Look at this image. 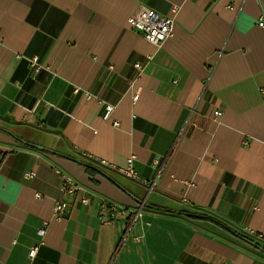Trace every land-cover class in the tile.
Listing matches in <instances>:
<instances>
[{"label":"crops","instance_id":"1","mask_svg":"<svg viewBox=\"0 0 264 264\" xmlns=\"http://www.w3.org/2000/svg\"><path fill=\"white\" fill-rule=\"evenodd\" d=\"M140 9L173 20L160 46ZM260 22L264 0H0V264H264L241 239L264 248Z\"/></svg>","mask_w":264,"mask_h":264},{"label":"built area","instance_id":"2","mask_svg":"<svg viewBox=\"0 0 264 264\" xmlns=\"http://www.w3.org/2000/svg\"><path fill=\"white\" fill-rule=\"evenodd\" d=\"M127 25L132 28L133 30L140 33L143 37V39L155 46H160L163 42H165L168 38L171 37L172 32V25L173 20L168 17L159 16L155 12L147 9H140L138 12H136L133 16L128 18ZM259 27H264V23L260 22ZM134 68L137 70L141 69L140 64H135ZM260 93L262 96H264V88L260 89ZM113 110V106L106 105L105 106V112H104V118L107 119L111 112ZM215 118H218L221 116L220 112L216 111L214 113ZM114 126L117 127L118 124L115 122ZM158 162L156 160L152 161V165H157ZM122 175L126 176L129 179L137 180L138 177L135 174V172L132 170L131 166L129 165L124 170L119 171ZM29 174L26 175L28 177ZM83 203L87 204L86 200H82ZM104 207V206H103ZM67 206L63 203H56L54 207V214L57 217H60L63 215L64 211L66 210ZM112 213L114 212L116 214V208H111ZM113 213V214H114ZM139 215V214H138ZM137 215V216H138ZM105 224L110 223V221H104ZM45 226L46 224H43L41 228L37 230V235L39 237H43L45 234ZM249 235H252L251 232L248 233ZM35 249L29 250V257L32 258L34 256Z\"/></svg>","mask_w":264,"mask_h":264},{"label":"trees","instance_id":"3","mask_svg":"<svg viewBox=\"0 0 264 264\" xmlns=\"http://www.w3.org/2000/svg\"><path fill=\"white\" fill-rule=\"evenodd\" d=\"M83 167L85 168V170L88 172V173H90V172H100L98 169H94V168H92L91 166L89 167L88 165H86L85 164V166L83 165ZM155 210H157V211H160V212H164V213H168V211H166V210H161V209H157V208H155ZM177 215H184V216H186V213H176ZM191 217H195V216H191ZM241 238V237H240ZM245 243H247L248 245H250V246H252V247H255V248H257V249H259V250H261L262 252H264V248H262V247H259L258 245H256V244H254V242L253 241H251V240H248V239H246V238H241Z\"/></svg>","mask_w":264,"mask_h":264},{"label":"water","instance_id":"4","mask_svg":"<svg viewBox=\"0 0 264 264\" xmlns=\"http://www.w3.org/2000/svg\"><path fill=\"white\" fill-rule=\"evenodd\" d=\"M79 164L82 165V166H83V165L85 166V164H81V163H79ZM89 167H90V166H89Z\"/></svg>","mask_w":264,"mask_h":264}]
</instances>
